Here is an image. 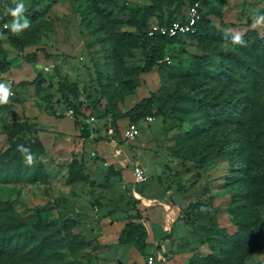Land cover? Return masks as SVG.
Returning <instances> with one entry per match:
<instances>
[{"label":"rangeland","instance_id":"rangeland-1","mask_svg":"<svg viewBox=\"0 0 264 264\" xmlns=\"http://www.w3.org/2000/svg\"><path fill=\"white\" fill-rule=\"evenodd\" d=\"M192 1L16 0L29 27L13 34L8 9L15 3L0 0V81L12 93L0 105V151L9 147L5 125L16 121L35 123L30 134L47 150V177L0 183V199L22 215L44 207L58 233L77 235L53 264H264V214L257 217L245 175L241 130L230 120L213 122L206 106L232 96L227 108L237 115L240 100L261 95L232 64L243 51L231 41L239 34L262 45L264 24L252 25L264 0H204L205 33L159 41L152 70L128 82V69L145 64L132 38L185 17ZM37 48L54 56L24 59ZM152 95L153 119L125 137L130 119L112 124L111 114ZM73 159L84 179L70 183ZM137 165L145 181L133 174ZM130 220L147 227L144 252L120 238Z\"/></svg>","mask_w":264,"mask_h":264},{"label":"trees","instance_id":"trees-1","mask_svg":"<svg viewBox=\"0 0 264 264\" xmlns=\"http://www.w3.org/2000/svg\"><path fill=\"white\" fill-rule=\"evenodd\" d=\"M34 4L36 3L33 2ZM176 19L179 18L168 20L163 24H170ZM197 28L195 33L185 36L196 37L205 33L207 29L205 15H202ZM181 37L184 36L167 37L159 34L151 36L149 30L139 36H134L132 42L143 48L145 64L141 68L128 69L132 73V78L128 82L132 83L133 78L139 76L140 73H147L152 70L159 57L157 47L159 41ZM250 40L251 38H243V44L240 45L243 52L240 54L234 53L231 60L233 61L232 64H235V69L244 72L245 76L250 79V87L261 89V95L248 96L246 102L240 100L236 107L237 115L234 112L231 113L230 108H227L230 105L229 100L234 99L232 96L224 97L215 102L206 101V106L209 110L207 115L213 122H218L222 126L230 124L224 122L223 119L230 120L231 123H236L238 129L241 130L243 142L245 143L243 152L248 159L245 175H247L248 183L255 195L254 204L260 207L261 213L257 216L259 217L264 214V42L262 45H258L255 41L251 44ZM39 52H42L48 58L54 56L42 48H37L34 52L26 54L24 59L34 62L37 60ZM56 56L77 59L72 55ZM229 68L230 66L227 69ZM154 100L153 95L144 97L126 112L112 113V124H116L117 120L122 117H128L131 122L138 123L151 115L150 106ZM224 101L227 104L220 106ZM89 105L95 108V101H91ZM218 106L219 108L215 110ZM220 120L222 121L220 122ZM36 128L35 123L28 121H16L5 125L9 147L4 151H0L1 184L35 183L47 177L46 162L43 160L47 150L37 135L30 134ZM81 136L86 139L88 134L83 135L82 133ZM20 145L29 149L34 156L32 165H27L25 154L17 150ZM79 165L77 159H73L68 164V182L72 183L84 179V173L78 167ZM45 210L44 207L37 206L32 213L22 215L16 210L12 201L0 199V263L9 261L10 264H53V262L60 259L58 249L77 240V235L71 229L66 231L64 235L58 233L54 225L43 215ZM63 230H65V227ZM120 236L121 240L133 243L140 252H144L150 246L148 230L142 221H128ZM83 242V239H79L78 244ZM236 244L239 247L242 246L238 241Z\"/></svg>","mask_w":264,"mask_h":264},{"label":"built area","instance_id":"built-area-1","mask_svg":"<svg viewBox=\"0 0 264 264\" xmlns=\"http://www.w3.org/2000/svg\"><path fill=\"white\" fill-rule=\"evenodd\" d=\"M203 0H194L189 8L188 13L185 18H180L172 21L170 24L155 25L150 27L149 35L153 36L156 34L167 36V37H176V36H185L188 34H193L197 31V25L200 21L201 7ZM0 83H3L0 81ZM153 117L151 115L147 116L145 120L151 121ZM140 134V128L138 123L131 122L126 131L125 137L132 138ZM133 174L138 181L142 182L147 179L146 172L139 165L134 167ZM153 261L151 260L150 263Z\"/></svg>","mask_w":264,"mask_h":264},{"label":"clouds","instance_id":"clouds-1","mask_svg":"<svg viewBox=\"0 0 264 264\" xmlns=\"http://www.w3.org/2000/svg\"><path fill=\"white\" fill-rule=\"evenodd\" d=\"M15 3L14 8L8 9V12L13 17V22L11 24V31L13 34H19L23 29H26L29 27V23L27 19H24L23 23H20V20L22 18V14L25 11V5L23 2L16 3V0H13ZM264 24V15L259 17H254L253 25L252 27L255 28L257 25ZM9 27V25H5V28ZM234 44H243V40L241 39V36L237 34L233 41ZM12 95L10 85H6L4 83H0V105L7 104L9 102V96ZM18 151H20L22 154H25V163L27 165H32L34 162V156L30 153V150L23 147V145L18 146Z\"/></svg>","mask_w":264,"mask_h":264},{"label":"crops","instance_id":"crops-1","mask_svg":"<svg viewBox=\"0 0 264 264\" xmlns=\"http://www.w3.org/2000/svg\"><path fill=\"white\" fill-rule=\"evenodd\" d=\"M166 264H169V263H166Z\"/></svg>","mask_w":264,"mask_h":264}]
</instances>
